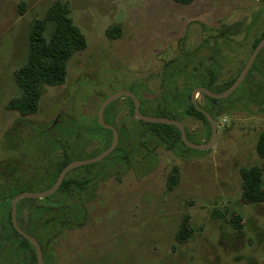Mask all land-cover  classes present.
<instances>
[{"label":"rangeland","instance_id":"obj_1","mask_svg":"<svg viewBox=\"0 0 264 264\" xmlns=\"http://www.w3.org/2000/svg\"><path fill=\"white\" fill-rule=\"evenodd\" d=\"M54 1L0 0V241L5 233L9 243L15 193L42 190L64 163L110 144L97 120L104 98L129 90L141 115L178 119L189 141L205 143L210 125L190 113L192 88L223 90L264 34V0H59L85 47L65 61L61 83L41 84L36 110L21 113L8 106L19 94L13 75L25 61L32 21ZM227 26L234 35L222 31ZM257 60L228 97L197 94L216 117L208 150L186 146L172 127L136 119L129 97L111 101L103 120L118 131L113 151L70 170L53 196L21 200L44 264H264V201L240 198V169L261 162L254 149L264 129V50ZM172 167L178 180L167 188ZM50 201L53 217L66 212L78 225L35 218ZM233 209L243 219L239 229ZM184 215L191 234L179 240ZM12 249L17 264H35L27 247L14 242Z\"/></svg>","mask_w":264,"mask_h":264},{"label":"trees","instance_id":"obj_2","mask_svg":"<svg viewBox=\"0 0 264 264\" xmlns=\"http://www.w3.org/2000/svg\"><path fill=\"white\" fill-rule=\"evenodd\" d=\"M173 1L189 4L193 0ZM23 5V1L17 3V10L20 14L24 12ZM262 37H264V34ZM85 44V36L73 24L68 6L59 0H55L48 7L45 14L40 18H35L30 25L25 61L13 75L14 82L19 89V94L9 100L8 106L21 113L36 110L41 84L61 83L65 77V61L73 52L84 48ZM190 113L207 121L205 116L195 109L191 103ZM153 124L174 128L180 138V133L175 126L159 123ZM254 150L261 159V162L240 169V198L243 203H259L264 201V129L257 137ZM177 180L178 168L172 167L166 179L167 188H173ZM56 215H61V212H55ZM229 215L235 228H241L243 219L239 211L233 209L229 212ZM69 225L74 226L78 224L70 222ZM190 234V218L188 215H184L176 236L179 240H186ZM25 242L27 241L25 240Z\"/></svg>","mask_w":264,"mask_h":264},{"label":"water","instance_id":"obj_3","mask_svg":"<svg viewBox=\"0 0 264 264\" xmlns=\"http://www.w3.org/2000/svg\"><path fill=\"white\" fill-rule=\"evenodd\" d=\"M263 46H264V37H262L257 42V44L255 45V47L252 50V53L250 54V57L248 58L247 62L245 63L244 67L242 68V70L240 71L238 76L235 78V80L225 90H223L219 93H214V92L210 91L208 88L202 87V86L194 87L192 89V91L190 93V101H191L192 105L195 107V109L200 111L205 116V118L207 119V121L209 122V125H210L209 139L207 140V142L202 143V144H197V143H193V142L189 141L187 138L186 131H185L183 124L181 123V121H179L177 119L168 118L165 116L141 115L139 113V102L137 101L136 96L129 90H120V91H117V92L109 95L108 97L104 98L102 100L101 104L99 105V108H98L97 120H98L99 125L110 129V131L112 133V140H111L109 146L106 149H104L103 151H101L100 153L94 155L93 157H90L87 159H76V160H71V161L67 162L61 168V170L59 171L53 185L49 189H46L43 191H37V192L22 191V192H19L18 194H16L11 199L10 215H11L13 226L16 228L17 231H19L24 237H26L33 244L35 251H36L37 264H43L39 245L33 237H31V236L27 235L25 232H23L18 227V225L16 224V220H15L16 202L18 199L24 198V197H43V196H46V195L53 193L58 188L60 183L62 182L64 175L67 171H69L70 169H73L75 167L81 166V165L96 162V161L104 158L108 153H110L115 148V146L117 145V142H118V133L112 125L106 124L103 121V111H104L105 107L111 101H113V100H115L121 96L130 97L132 102H133V112H134V116L136 118L143 120V121H146V122H150V123L173 125L179 130L180 138L186 146L193 148V149L208 150L214 145L215 140H216V135H217L216 117L215 116L212 117L211 114H209L206 110H204L201 106H199V104L196 101V95L198 93H203V94L210 96L212 98H224L227 95H229L231 92H233L235 90V88L243 80V78L246 75L247 70L249 69L251 63L253 62V59L255 58L256 54L258 53V51Z\"/></svg>","mask_w":264,"mask_h":264},{"label":"flooded vegetation","instance_id":"obj_4","mask_svg":"<svg viewBox=\"0 0 264 264\" xmlns=\"http://www.w3.org/2000/svg\"><path fill=\"white\" fill-rule=\"evenodd\" d=\"M224 33H227L226 34V36H228V35H234L235 34V30H233L232 29V27L231 26H227V27H225V29L224 30H222ZM223 33H220V35H222ZM261 39V38H260ZM259 39V40H260ZM258 40V41H259ZM257 41V42H258ZM257 42L255 43V45L257 44ZM255 45L253 46V48L255 47ZM253 48H252V50H253ZM252 50H251V52H250V54L252 53ZM264 50V46L258 51V53L256 54V56H255V58L253 59V62L251 63V65H250V67H249V69L247 70V72H246V75H245V77L247 76V74L251 71V69L254 67V68H256V64H257V62H258V57H259V54L262 52ZM250 54H249V56H248V58L250 57ZM248 58L246 59V61L244 62V64L242 65V67H241V69H240V71L242 70V68L244 67V65H245V63L247 62V60H248ZM214 59H215V56H212L211 57V60L212 61H214ZM240 71L237 73V75H236V77L238 76V74L240 73ZM235 77V78H236ZM245 77L243 78V80L245 79ZM235 78L231 81V83L235 80ZM242 80V81H243ZM241 81V82H242ZM241 82H240V84H241ZM230 83V84H231ZM229 84V85H230ZM239 84V85H240ZM229 85H227L223 90H225ZM239 85L235 88V90L239 87ZM195 87H198V86H195ZM202 87H204V86H202ZM194 88V87H193ZM192 88V89H193ZM207 88V87H206ZM209 89V88H208ZM210 90V89H209ZM223 90H221V91H223ZM234 90V91H235ZM210 91H212V90H210ZM221 91H219V92H221ZM233 91V92H234ZM212 92H214V93H219V92H216V91H212ZM233 92H231L229 95H231ZM201 94H203V93H201ZM205 95V94H204ZM229 95H227L226 97H228ZM197 96V95H196ZM207 96V95H206ZM122 97V96H121ZM128 97V96H127ZM210 99H218V98H212V97H210V96H208ZM130 98V97H129ZM225 98V97H224ZM131 99V98H130ZM189 100H190V96H189ZM132 101V100H131ZM197 101V100H196ZM190 103H191V101H190ZM198 103V102H197ZM192 104V103H191ZM199 106H201V105H199ZM132 107H133V102H132ZM202 107V106H201ZM203 108V107H202ZM204 110H206L205 108H203ZM207 111V110H206ZM104 112V111H103ZM208 112V111H207ZM132 113H133V116H134V112H133V110H132ZM209 113V112H208ZM209 114H211V113H209ZM212 117H214L213 115H211ZM135 117V116H134ZM166 117V116H165ZM136 118V117H135ZM169 118V117H168ZM136 119H138V118H136ZM174 119V118H173ZM138 120H140V119H138ZM178 120V119H177ZM104 121V120H103ZM140 121H143V120H140ZM106 123V122H105ZM209 123V122H208ZM106 124H108V123H106ZM109 125H111V124H109ZM113 126V125H112ZM103 127V126H102ZM114 127V126H113ZM105 128V127H104ZM115 128V127H114ZM106 129H108V128H106ZM116 129V128H115ZM109 131H110V129H108ZM116 131H117V129H116ZM179 131V130H178ZM111 132V131H110ZM117 133H118V131H117ZM111 135H112V133H111ZM186 135H187V133H186ZM43 139V138H42ZM109 146V145H108ZM107 146V147H108ZM106 147V148H107ZM116 147V146H115ZM105 148V149H106ZM104 150V149H103ZM102 150V151H103ZM113 151V150H112ZM111 151V152H112ZM110 152V153H111ZM100 153V152H99ZM110 153H108V154H110ZM107 154V155H108ZM106 155V156H107ZM105 156V157H106ZM93 157V156H92ZM103 159V158H102ZM101 160V159H100ZM73 169H75V168H73ZM61 170V169H60ZM59 170V171H60ZM70 170H72V169H70ZM69 170V171H70ZM59 171H58V173H59ZM69 171H67L66 173H65V175H64V178H65V176H66V174L69 172ZM58 173L56 174V177H57V175H58ZM50 173L47 171L46 172V176L47 175H49ZM56 177H55V179H56ZM43 178V177H42ZM64 178H63V180H64ZM55 179L52 181V183L50 184V185H48V186H45L44 185V188H42V190H40V191H43V190H46V189H49L52 185H53V183H54V181H55ZM63 180H62V182H63ZM62 182L60 183V185L62 184ZM60 185L58 186V188L53 192V193H51V194H49V195H46V196H43V197H24V198H20V199H18L17 200V202H16V216H15V220H16V224L18 225V227L23 231V232H25L27 235H29V236H31V237H33L36 241H37V243H38V245H39V248H40V251H41V256H42V260H43V249H42V244H41V242H40V240L38 239V237L37 236H35V234L33 233V229H34V227H33V222H34V220H32V219H28L27 221H23V219L21 218V216H20V203H21V200H23V199H26V200H34V199H39V198H48V197H51V196H53L55 193H56V191H58V189H59V187H60ZM19 192H22L21 190L20 191H18L17 193H15L12 197H11V199L16 195V194H18ZM35 192H37V191H35ZM50 203H51V205H50V207L49 206H45V207H42L41 208V211H37V209L36 210H34V212L35 213H37V216H34L35 218H39L40 219V222H42V221H44L43 223H45L46 224V226H48V224L50 223V222H53L54 220H61V221H64L65 223H67V225L70 223V219L68 218L69 217V215L65 212V214H63V216H60V217H53V215L51 214L52 212H53V201H50ZM10 205H11V200H10ZM79 205V204H78ZM35 208H37V206H35ZM50 213V216H48V214ZM9 227H10V229L12 230V233H13V235L15 236V239H14V242L16 243H19V245L21 246V247H27V249L31 252V254L34 256V258H35V264H37V259H36V251H35V248H34V246H33V244L26 238V237H24L19 231H17L16 230V228L13 226V223H12V219H11V215H10V210H9ZM14 230H13V229ZM4 234L5 233H2V235H3V238L1 239V241H0V264H17V259L16 258H14V250L12 249V244H14V242L13 243H9V241H7V239L4 237ZM25 240L27 241V242H25ZM19 264V263H18ZM43 264H44V262H43Z\"/></svg>","mask_w":264,"mask_h":264}]
</instances>
